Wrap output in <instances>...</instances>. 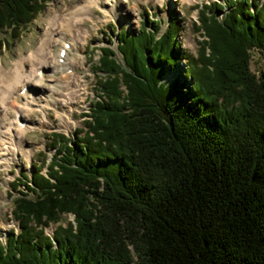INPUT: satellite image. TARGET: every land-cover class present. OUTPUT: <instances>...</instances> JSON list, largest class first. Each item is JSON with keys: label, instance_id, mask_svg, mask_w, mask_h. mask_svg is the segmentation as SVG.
Instances as JSON below:
<instances>
[{"label": "trees", "instance_id": "trees-1", "mask_svg": "<svg viewBox=\"0 0 264 264\" xmlns=\"http://www.w3.org/2000/svg\"><path fill=\"white\" fill-rule=\"evenodd\" d=\"M50 1L0 0V30L17 37ZM196 8V54L179 52L175 15L118 30L121 63L99 48L83 126L52 133L49 161L11 184L19 231L0 264H264V67L250 69L264 0Z\"/></svg>", "mask_w": 264, "mask_h": 264}, {"label": "rangeland", "instance_id": "rangeland-1", "mask_svg": "<svg viewBox=\"0 0 264 264\" xmlns=\"http://www.w3.org/2000/svg\"><path fill=\"white\" fill-rule=\"evenodd\" d=\"M87 1V0H86ZM220 0H95L94 4L89 5L86 13L79 15L82 18L81 27L86 32L83 46L75 43L70 49L69 58L78 57V61L67 73L73 75L78 80V91L75 98L69 103L62 105H48L43 101L38 102L41 105L31 106L29 113L22 116L23 125H29L31 128L24 133L22 146L12 155H4L7 159V167L0 161V243L4 244L9 233L19 231L18 223L12 216L13 199L18 196L17 191H22L23 186L13 189L12 183L20 173L32 172V164L40 158L41 153H46L49 161L54 149H48L50 135L52 133H61L65 136H73L77 128L83 126L84 114L89 112L97 90V74L93 66L101 54L99 48L110 45L116 51V59L121 63V55L116 50L117 39L115 34L118 30L126 31L131 34L137 31L141 22H145L149 28L158 21L161 30L166 29L168 21L175 15L180 19L181 29L176 39L179 52L196 54L201 37L194 30V24L197 20L198 9L196 6ZM84 0H51L40 11L36 17L26 25L18 36L13 38L9 30H0V73L12 70L14 63L21 56L28 54L31 50H36L44 40V32L49 30L47 19L54 14L68 13L72 7L82 6ZM114 26V28L111 27ZM54 34L56 31H53ZM61 44L53 48L55 54L51 57L55 59L57 51ZM36 48V49H35ZM60 54V53H59ZM27 56V55H26ZM185 61L179 63L167 70L162 77L164 83H169L173 79L181 76L185 68ZM34 61L25 60L26 68H30ZM30 66V67H29ZM53 66V65H51ZM264 67V61L257 51L251 52L250 69L257 74ZM7 68V69H6ZM47 75L54 73L51 67L43 69ZM72 70V71H71ZM56 73L63 76V72ZM187 85L188 79H179ZM54 82H57L54 81ZM53 81H46L48 86H53ZM35 94L45 98L50 95V90L44 87H35ZM0 121L5 123L11 117L10 113L4 118L1 113ZM3 116V117H2ZM3 119V121H2ZM5 119V120H4ZM24 128V127H23ZM27 152V156L25 154ZM2 160L3 157H0ZM45 167H43L44 172ZM30 196H33L30 194ZM72 220L71 215H62L61 222ZM57 224H49L45 228V233L53 232Z\"/></svg>", "mask_w": 264, "mask_h": 264}, {"label": "bare ground", "instance_id": "bare-ground-1", "mask_svg": "<svg viewBox=\"0 0 264 264\" xmlns=\"http://www.w3.org/2000/svg\"><path fill=\"white\" fill-rule=\"evenodd\" d=\"M95 0H84V4L72 7L68 13L54 14L47 19L49 30L44 32V40L36 50H31L28 54L21 56L14 63L12 70L0 73V115L11 117L5 123L0 121V160L7 167V157L4 155H14L20 149L23 142V135L31 126L23 125L22 116L29 113L31 106L41 105L43 101L46 106L59 104H69L78 91V80L67 73L78 61V57L69 58L70 49L75 43L83 46L86 32L81 27L82 18L79 15L86 13L89 5L94 4ZM53 31H56L55 34ZM55 59L51 57L53 48L60 45ZM66 44H69L66 48ZM65 50L64 56L59 53ZM33 60V65L28 69L25 67V60ZM53 65V66H51ZM44 67H51L53 74L47 75ZM7 69V68H6ZM63 72V76L55 75ZM57 82H54L56 81ZM46 81H53V86H48ZM35 87H44L50 90V95L42 98L36 95ZM26 88V91H23ZM3 117V116H2ZM1 118V116H0ZM5 120V119H4ZM3 121V119H2ZM24 127V128H23ZM27 156V152H25ZM1 159V158H0Z\"/></svg>", "mask_w": 264, "mask_h": 264}, {"label": "snow or ice", "instance_id": "snow-or-ice-1", "mask_svg": "<svg viewBox=\"0 0 264 264\" xmlns=\"http://www.w3.org/2000/svg\"><path fill=\"white\" fill-rule=\"evenodd\" d=\"M161 3H163V0H161Z\"/></svg>", "mask_w": 264, "mask_h": 264}]
</instances>
